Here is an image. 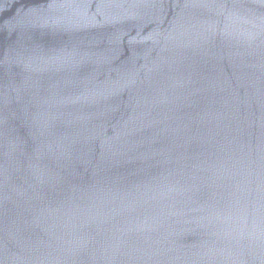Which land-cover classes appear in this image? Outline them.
<instances>
[{
	"label": "water",
	"instance_id": "water-1",
	"mask_svg": "<svg viewBox=\"0 0 264 264\" xmlns=\"http://www.w3.org/2000/svg\"><path fill=\"white\" fill-rule=\"evenodd\" d=\"M0 264H264V0H0Z\"/></svg>",
	"mask_w": 264,
	"mask_h": 264
}]
</instances>
